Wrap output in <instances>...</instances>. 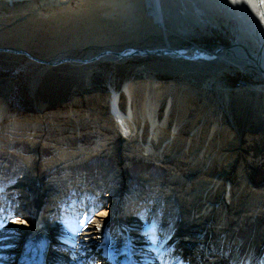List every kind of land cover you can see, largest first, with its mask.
I'll return each instance as SVG.
<instances>
[{"label":"rangeland","instance_id":"1","mask_svg":"<svg viewBox=\"0 0 264 264\" xmlns=\"http://www.w3.org/2000/svg\"><path fill=\"white\" fill-rule=\"evenodd\" d=\"M31 2L12 3L0 0V50L22 51L36 60L49 63L60 55H65L64 58L87 60L91 56L86 55L91 53L96 55L100 50L122 53L128 48L137 50L140 47L156 45H168L174 49L194 46L216 49L220 46L230 47L232 44L222 15L209 17L200 27L189 26L184 29L181 24L165 23L156 32L151 29V25L147 27L133 19L125 21L120 14L118 15L124 0H33L34 3ZM167 62L157 57L136 60L132 56V59L126 62L122 59L117 60V64L99 62L93 63L92 66H71V63H67L48 67L37 64L25 56L0 52V109L5 113L0 118V195L2 202L4 199L8 200L6 208L0 205V221L4 219V227L19 228L17 221L12 222V218L18 216L16 218L22 220L27 217L26 221L28 217L34 215L33 221H40L41 228L53 230L55 228L51 227L48 215L45 216L46 211L56 210L57 201H61L66 196L68 200L74 202L73 206L68 203L69 210L67 209L66 216H63L67 223L73 221L71 213L69 214V211L73 210L84 215L90 211L96 214L105 212L112 218L122 221L125 219L122 216L127 218L132 216L134 219L138 215L136 219L139 220L141 219L139 213H132L134 209L128 208V211L125 210L122 214L120 209L135 205L141 193L138 190H142V182H144L142 177H147V174L154 178L157 187L149 185L144 193L148 192V200H154L156 209L161 211H146L144 216L153 217L154 223L159 221V217L167 216L161 206H167L163 197L171 189L168 185L169 175L175 172L173 168L177 165L180 166V171L185 173L184 164L181 162L185 160V156L181 155L173 165L159 163L155 159L161 161V158L154 156V152L146 154L142 151L144 142L139 143L140 145L136 143L131 148L126 134L121 133V130L114 126L107 97L111 87L121 86L128 78L144 81L147 76H153L165 84H175L180 94L181 90L184 91L182 93L186 97L184 112L180 110L181 106H178L173 118L176 124H184L179 131L180 137H185L187 131L197 123L204 130L217 124L218 134L224 139L223 149L230 147V151L235 152L229 153L223 163L219 158L221 153L218 157L214 156L210 171L214 174L217 170H225L228 164L234 161L230 172V183L237 184L240 169L244 166L251 186L262 184L264 181V78L253 71L238 67L221 68L212 63L196 69L177 71L166 68ZM225 95L228 101L224 99ZM94 109L97 111L93 112ZM72 112L77 115L63 117L67 113L72 115ZM183 117L186 121L184 123L180 122ZM223 129L227 131L224 132ZM229 133H234L236 139L232 140ZM72 136L75 139L72 145L66 140V145L58 142L61 137ZM116 136L121 140L115 145L116 149L112 150L111 144ZM194 143L198 144L199 141L195 140ZM60 163L63 166L56 168ZM218 165L221 167L217 168ZM24 173L30 179L35 177L33 181H39H34L35 184L39 183L38 187L42 188L48 183L45 189L39 191V195L40 192L42 193V197L37 198L41 203L38 207L40 211L32 205L34 198L31 197L33 191L31 185L26 188L20 187L13 192L9 191V186L19 180ZM185 179V184L178 185L180 189L177 187L176 190L179 198H182L184 190L193 188L198 179L204 178L201 172L197 176L193 175ZM82 181L85 185L81 187L87 186L85 190L78 191L80 186L78 188L74 186L73 190L69 188L70 184L76 182L81 184ZM65 184L69 190L62 197L61 194L65 191L62 188H65ZM157 188L162 192L161 195L157 193ZM261 190H264V187ZM128 193L133 197L123 204L124 196ZM100 196L105 198L101 199ZM244 197H246L244 193L239 194L236 201H240L235 205L236 207ZM9 200H15V203L10 204ZM113 201L118 206L115 212L114 206V213L108 209L109 203ZM11 205H14L12 209L14 214L8 221L5 218L10 212ZM177 205L174 199L169 213L177 215L174 220L177 227L178 225L181 227ZM225 213L232 214L228 211ZM55 216H58L56 212ZM63 218L59 221L64 220ZM214 218L210 219L211 222L215 220ZM77 222L80 223L77 227L73 223L55 225L60 236L57 240L68 234L75 236L77 240L106 239L109 245H113L114 240L109 236L107 229L103 231L101 229L97 234L87 230L89 225L86 227L82 219ZM155 226L144 224L140 227V231L150 236ZM201 236L199 240L205 241L208 245L217 240L214 238L217 235L213 236L208 231ZM65 244L50 248V251H53L52 255L57 256L61 264H66L64 260L70 263L78 259L76 252L69 254L70 251L64 249ZM200 251L201 248L198 249V252ZM141 253L142 251L136 247H131L129 250V256L134 260H138ZM171 254L174 258H179L182 253L176 254L173 251ZM189 255L188 260L193 261L194 251ZM152 257V252L149 251L145 255L144 263L156 264L147 262L149 259L151 261ZM210 257L216 260L215 257L211 255ZM97 263L108 262L105 258L96 257L90 264Z\"/></svg>","mask_w":264,"mask_h":264},{"label":"bare ground","instance_id":"2","mask_svg":"<svg viewBox=\"0 0 264 264\" xmlns=\"http://www.w3.org/2000/svg\"><path fill=\"white\" fill-rule=\"evenodd\" d=\"M6 1L12 3L32 1L31 3H34L33 0ZM119 14L125 21L126 19H133L138 24L147 27L151 25V29L156 32L165 23L181 24L184 29L189 28V26L200 27L209 17L215 18L222 15L232 44L222 52L219 50L220 47L214 49L194 46L174 49L168 45L144 46L137 50L128 48L124 49L122 53L100 50L96 52V55L92 53L86 55L91 56L87 60L70 59L54 66L67 63H71V66H92L93 63L99 62L117 64V60L122 59L126 62L132 59V56L136 60L157 57L168 61L166 68L177 71L196 69L204 64L212 63L221 68L238 67L242 70L253 71L256 75L264 78V0H124ZM123 23L125 22L123 21ZM62 57L64 58L65 55L57 56L55 60L49 63L36 60L30 56L28 59L37 64L53 67L51 63L60 61L63 59ZM175 87V84H165L153 76H147L144 81L128 78L121 86L111 87L107 97L114 126L121 130V133L126 134L131 143V148L136 143L144 142L142 143L144 153L154 152V156L161 158L160 161L153 157L157 162L171 165L177 163L181 155L185 156V160L181 161L184 164L185 173L180 171V166L176 164L177 167L173 168L175 172L169 175L168 180L170 182L168 185L171 189L163 197L167 206H161L168 217H159V221L154 223L153 217L144 216L146 211H161V209H156L154 200H148V192L144 193L147 188L155 187L157 184L154 178L147 174V177H142L144 182H142V190H138L141 193L139 199L136 198L135 205L127 206L123 210L120 209L122 214L125 210L128 211V208H132L135 210L132 213L138 212L141 219H136L138 215L134 219L132 216L131 218L122 216L125 218L122 221L112 218L105 212H97L96 214L90 211L86 215L77 210L71 212L75 227L80 224L77 221L83 218V224L89 225L87 230L91 232L98 234L101 229L102 231L107 229L109 236L114 240L113 245H109L108 241H105L106 239L101 238L98 240L88 238L77 240L75 236H67V238L63 236L57 240V237H60L56 231L58 228L55 227L57 220L54 219L57 209L48 210L45 216L48 215L51 227L55 228L53 230L41 228L40 221L36 220L37 223L33 221L34 215L28 217L27 222L25 221L27 217L22 220L16 218L18 216L12 218V222L17 221L16 224L20 226V229L10 228V226L3 227L4 224H1L0 221V264H61L59 258L52 255L50 248L61 247L60 245L63 243H66L64 249L69 250V254L76 252L78 256L77 260L70 262L71 264H90L96 257L107 259V264H145L143 260L149 251L152 252L153 259L145 261L156 264H188L187 257L192 251H194V258L193 261L189 262L192 264H264V190H261L264 187V181L262 184L257 183L251 186V182L245 174L247 170L243 166L240 169L237 184H235L236 182L230 183V172L234 161L229 163V166L224 168L225 170H217L214 174L210 171L214 156L218 157L221 153L219 158L221 159L220 162L223 163L228 154L235 151H230V147L227 148L229 150L223 149L224 139H221V135L218 134L219 127L217 124H213L208 130H204L197 123L191 130L187 131L185 137H180L179 131L184 124H176L173 118L178 106H181L180 110L182 111L185 108L186 97L182 95L184 91L181 90L180 94L179 89L177 90ZM224 99L228 101L226 95ZM95 110L97 111V109L92 111L96 112ZM4 114L0 109V118ZM74 115L77 114L72 112V115L67 113L63 117ZM184 119V117L181 118L180 122H186ZM223 130L224 132L227 131V129ZM229 136L232 140L236 139L234 133H229ZM65 140L72 145V141L75 139L74 136L61 137L58 142L66 145ZM120 140L119 136H116L111 144L112 150L116 149L115 145ZM195 140H198L199 143H194ZM33 151L35 150L33 149ZM56 166V168H60L63 165L60 163L59 166ZM201 172L202 177L206 180L198 179L197 184L189 190H184L182 198H179V194L176 192L179 188L178 185L182 186L185 184V178L197 176ZM25 173L9 186V191L13 192L20 187L26 188L31 185L33 189L31 197L34 198L32 205L37 208V211H40L38 207L41 206V203L37 201V198L42 197V193L40 192L39 195V191L45 189L48 183L42 188L38 187L40 186L39 183L35 184L34 181L36 180L33 181L35 177L31 180ZM82 185H85L84 181L81 184L78 182L70 184L69 188L72 189L74 186L78 188ZM86 187L83 186L76 191L85 190ZM65 188H62L65 190H62V197L69 190L66 184ZM157 191L158 194L162 193L159 192L158 188ZM58 193L60 194V192ZM241 193H244L247 198L244 197L239 206L236 207L235 205L240 201L237 202L236 199ZM43 195L45 196V194ZM103 197L100 196L101 199ZM131 197H133L131 193L126 194L123 204ZM174 199L178 204L176 209L182 222L181 227H179L180 225L177 227L174 220L177 215L169 213V210L172 209L171 205L174 204ZM9 203L14 204L15 200H9ZM116 204L114 201L109 203L110 212L116 211V207H118ZM117 210L119 211V209ZM226 211L232 214L225 213ZM213 218L215 220L211 222L210 219ZM144 224L150 227L156 225L152 235L147 236L140 231V227ZM207 231L213 236L217 235L214 237L217 240L209 243V245L205 241L199 240L202 237L201 234ZM131 247H136L142 251L138 260L129 256ZM200 248L201 251L198 252ZM173 251L176 254L180 252L182 254L179 258H174L171 254ZM210 255L218 260L211 258Z\"/></svg>","mask_w":264,"mask_h":264},{"label":"water","instance_id":"3","mask_svg":"<svg viewBox=\"0 0 264 264\" xmlns=\"http://www.w3.org/2000/svg\"><path fill=\"white\" fill-rule=\"evenodd\" d=\"M230 45V44H229ZM227 47L228 46H220V48H219V50L222 52V51H224V50H226L227 49ZM0 52H4V53H6V54H12V55H20V56H25V57H29V56H27V54H25L24 52H22V51H12V50H0ZM71 58H63V59H61L60 61H54V62H52L51 63V65L52 66H54V65H57L58 63H60V62H66V61H69ZM263 74V73H262Z\"/></svg>","mask_w":264,"mask_h":264}]
</instances>
